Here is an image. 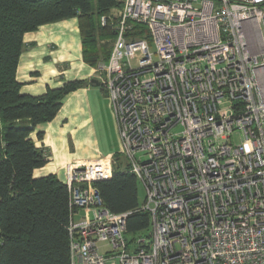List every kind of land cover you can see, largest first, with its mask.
<instances>
[{"label": "built area", "instance_id": "1", "mask_svg": "<svg viewBox=\"0 0 264 264\" xmlns=\"http://www.w3.org/2000/svg\"><path fill=\"white\" fill-rule=\"evenodd\" d=\"M122 2L96 72L150 227L103 203L114 155L69 162L70 264H264V0Z\"/></svg>", "mask_w": 264, "mask_h": 264}, {"label": "trees", "instance_id": "2", "mask_svg": "<svg viewBox=\"0 0 264 264\" xmlns=\"http://www.w3.org/2000/svg\"><path fill=\"white\" fill-rule=\"evenodd\" d=\"M122 0H0V264H70V192L57 175L35 177L34 170L47 162L46 151L31 134L39 124L51 121L63 98L81 87L83 80L66 81L40 95L25 94L17 78L25 35L40 26L77 18L83 58L98 67L110 49L100 44L116 34L115 23ZM114 22L102 25L101 17ZM145 34L146 26L134 23L128 35ZM39 138L43 132H38ZM113 176L95 182L103 203L113 212L132 211L127 231L135 236L149 230L147 212L136 211L140 181L128 171L122 154H114Z\"/></svg>", "mask_w": 264, "mask_h": 264}, {"label": "crops", "instance_id": "3", "mask_svg": "<svg viewBox=\"0 0 264 264\" xmlns=\"http://www.w3.org/2000/svg\"><path fill=\"white\" fill-rule=\"evenodd\" d=\"M17 78L25 94L40 95L66 81L84 84L68 93L57 115L39 124L31 134L37 146L46 151L48 162L34 170L35 177L55 174L64 181L69 162L110 157L120 142L115 115L108 93L97 78L96 67L83 58L82 36L77 18L44 24L25 35ZM43 132V137L37 136ZM79 218L84 210H79ZM77 214V215H78Z\"/></svg>", "mask_w": 264, "mask_h": 264}, {"label": "rangeland", "instance_id": "4", "mask_svg": "<svg viewBox=\"0 0 264 264\" xmlns=\"http://www.w3.org/2000/svg\"><path fill=\"white\" fill-rule=\"evenodd\" d=\"M145 34H147V33H144V34L142 33L141 35H131V36L133 38H141V37L146 38ZM115 37H116V34L112 38H103L100 40V44L105 45L107 47V49H110V52H111L114 41H115ZM105 62H106L105 60H100L97 65H101V67H102V66H104ZM120 149H121V145L119 142L118 147L116 148V150H118L117 152H120ZM121 157H122L123 161H125V162L128 161L126 156L122 155ZM144 198H145V189H144L142 184H139V199H140L141 203L144 201ZM78 216H80V213L78 215H75V220L79 219ZM145 232H147V230H145ZM128 236H131V233H128Z\"/></svg>", "mask_w": 264, "mask_h": 264}, {"label": "water", "instance_id": "5", "mask_svg": "<svg viewBox=\"0 0 264 264\" xmlns=\"http://www.w3.org/2000/svg\"><path fill=\"white\" fill-rule=\"evenodd\" d=\"M91 82H92L93 84H95V85H100V84H101L100 81H99L97 78H93V79L91 80Z\"/></svg>", "mask_w": 264, "mask_h": 264}]
</instances>
